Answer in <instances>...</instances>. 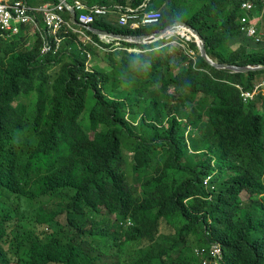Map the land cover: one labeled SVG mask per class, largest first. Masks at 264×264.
I'll list each match as a JSON object with an SVG mask.
<instances>
[{"label":"trees","instance_id":"trees-1","mask_svg":"<svg viewBox=\"0 0 264 264\" xmlns=\"http://www.w3.org/2000/svg\"><path fill=\"white\" fill-rule=\"evenodd\" d=\"M246 1L87 0L116 12L96 29L186 22L214 60L264 66ZM150 10L156 25L119 24ZM88 32L107 50L62 31L43 55L38 30L0 31V264H203L214 242L226 264H264V94L242 97L264 71L217 69L180 36L107 44ZM89 53L110 70H88Z\"/></svg>","mask_w":264,"mask_h":264},{"label":"built area","instance_id":"built-area-1","mask_svg":"<svg viewBox=\"0 0 264 264\" xmlns=\"http://www.w3.org/2000/svg\"><path fill=\"white\" fill-rule=\"evenodd\" d=\"M70 1L71 5H66L64 2H58L55 4H45L43 6L33 8L25 1H9L0 0V31L1 37L5 40H10L14 36L21 34V30L24 26L27 27L33 33V29L40 32L44 38V43L41 49L43 55L50 53H58L64 38L59 34L60 32L72 31L75 34L80 35L81 40L85 45L94 43L92 37H90L82 29L74 27L71 17H67L66 10L71 11L74 9L78 14V20L82 26H91L97 22L99 18L108 16L111 11L105 7H90L87 0H65ZM261 3V10L259 5L255 1H246L243 4L244 10L248 15L241 19L243 31L247 32L250 37L256 38L257 41H261L262 32L258 27V22L264 17V0H257ZM260 10L261 15L255 13ZM259 11V12H260ZM39 17L42 18L44 26H41L38 22ZM163 17L160 10H150L140 13L123 14L119 19L121 26L132 25L134 28L139 26H152L158 24ZM34 34V33H33ZM188 37V36H187ZM193 41V38H190ZM174 46L178 45L177 42L172 43ZM102 50H106L99 44H96ZM190 54L195 56L196 53L189 50ZM94 59V56L89 53L90 62ZM89 62V63H90ZM88 70H91L88 65ZM255 93L243 92L245 99L253 98L258 93L264 94V83L258 84L255 88ZM211 255L215 258L213 264H220L219 260L222 258V248L219 244H215L211 248Z\"/></svg>","mask_w":264,"mask_h":264},{"label":"water","instance_id":"water-1","mask_svg":"<svg viewBox=\"0 0 264 264\" xmlns=\"http://www.w3.org/2000/svg\"><path fill=\"white\" fill-rule=\"evenodd\" d=\"M61 2H65V0H59ZM72 14V22L74 24L80 25L79 21H77V14L75 10H71ZM187 25V27H185ZM88 28L91 32L94 34L98 35L101 37L102 40L104 38L111 39L113 41H124V42H129V43H134V44H142V45H148V44H153L158 42L159 40L163 39H170L174 37L176 34L179 33L182 38H186V40L190 41V38H194L199 49V54L213 67L217 69H222V70H228L234 73H250V72H259V71H264V66H237V65H232V64H225V63H220L208 54L207 50V41L203 37V35L192 25L186 23V22H177L173 25H170L163 31L159 33H154V34H148V35H121V34H116L112 33L109 31L105 30H99L94 27H86ZM188 36V37H187Z\"/></svg>","mask_w":264,"mask_h":264},{"label":"clouds","instance_id":"clouds-1","mask_svg":"<svg viewBox=\"0 0 264 264\" xmlns=\"http://www.w3.org/2000/svg\"><path fill=\"white\" fill-rule=\"evenodd\" d=\"M59 2H61V1H59ZM66 2V1H65ZM49 4V3H48ZM50 4H53V3H50ZM66 5H71V2L70 1H67L66 2ZM41 6H43V5H41ZM40 7V6H39ZM34 8V7H33ZM35 8H37V7H35ZM72 10V9H71ZM74 10V9H73ZM76 12V11H75ZM70 13H71V11H70ZM76 14H77V12H76ZM76 18H78V14H77V17ZM100 19V18H99ZM71 21H72V14H71ZM77 21H79L78 19H77ZM73 23V22H72ZM80 23V22H79ZM73 25H74V27H77L78 29H82V30H84L85 32L88 30V31H90L88 28H86V27H93V25H91V26H82L81 24L80 25H78V24H74L73 23ZM185 27H187V25H185ZM68 32H72V31H67V32H65V33H68ZM32 36H33V33H32ZM80 36V35H79ZM89 36L90 37H92V39H93V41H94V43H89V44H93L94 46H96L97 48H100L99 46H97L96 44H98L96 41H95V39L93 38V36L92 35H90L89 34ZM175 36H180L181 38H182V36L180 35V34H176ZM63 37V36H62ZM100 37V36H99ZM64 38V37H63ZM101 38V37H100ZM65 39V38H64ZM167 39V38H166ZM171 39V38H170ZM183 39H185L186 40V38H183ZM164 40V39H163ZM104 43H107V44H112L114 41L113 40H111V39H107V38H104V40H102ZM160 41V40H159ZM186 41H188V40H186ZM63 42H64V40H63ZM188 42H196L195 41V39L193 38V41H188ZM80 43L81 44H83L84 46H87V45H85L84 43H83V41L81 40V37H80ZM63 44V43H62ZM88 44V45H89ZM100 45V44H99ZM62 46V45H61ZM101 46V45H100ZM101 49V48H100ZM107 50V49H106ZM49 55V54H48ZM93 60V59H92ZM89 65V64H88ZM261 83H264V81H262V82H260V83H256V85H255V88H256V86L258 85V84H261ZM255 88H254V90H252V91H245L244 90V92H250V93H255L254 91H255ZM260 94H262V93H260ZM257 95V94H256ZM256 95L253 97V98H249V99H251L250 100V102H252V100L253 101H255L256 100ZM242 97L245 99V97L243 96V92H242ZM258 98H259V96H258ZM246 100V99H245ZM248 100V99H247ZM209 180L210 179H207L206 180V184L209 182ZM128 225L129 226H131L132 225V222L131 221H129L128 222ZM215 244H219L220 246H221V248H222V258L219 260V262H220V264H226V256H225V252H224V249H223V247H222V245L219 243V242H214V243H212L211 244V247H210V251H209V256L208 257H206V256H204L208 261H209V263L210 264H213V262H214V260H215V258H213L212 257V255H211V248H212V246L213 245H215Z\"/></svg>","mask_w":264,"mask_h":264},{"label":"rangeland","instance_id":"rangeland-1","mask_svg":"<svg viewBox=\"0 0 264 264\" xmlns=\"http://www.w3.org/2000/svg\"><path fill=\"white\" fill-rule=\"evenodd\" d=\"M40 0H27V2L32 5L33 7H36L37 3ZM261 32H262V38L264 40V18L261 20ZM94 56V55H93ZM89 66L91 69H94L95 67L99 66L101 67V69H106V70H110V66H109V62L107 61V59L103 56H96L94 57V59L89 63ZM261 81L264 79H260ZM243 200L245 201L246 199L249 198V194L247 195L246 193H243L242 195Z\"/></svg>","mask_w":264,"mask_h":264},{"label":"crops","instance_id":"crops-1","mask_svg":"<svg viewBox=\"0 0 264 264\" xmlns=\"http://www.w3.org/2000/svg\"><path fill=\"white\" fill-rule=\"evenodd\" d=\"M48 3H51V2H49L48 0H40V1L37 3L36 7H39V6H41V5H45V4H48ZM111 14H115V15H116V12H113V13H111ZM86 34L89 35L88 30L86 31Z\"/></svg>","mask_w":264,"mask_h":264},{"label":"bare ground","instance_id":"bare-ground-1","mask_svg":"<svg viewBox=\"0 0 264 264\" xmlns=\"http://www.w3.org/2000/svg\"><path fill=\"white\" fill-rule=\"evenodd\" d=\"M175 34H179V33L177 32ZM203 264H210V263H209V261L207 259H204Z\"/></svg>","mask_w":264,"mask_h":264}]
</instances>
